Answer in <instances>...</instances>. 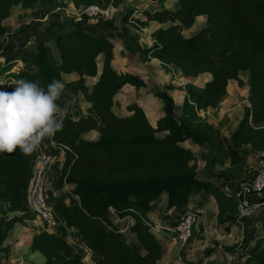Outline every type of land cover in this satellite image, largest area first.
<instances>
[{"label":"trees","instance_id":"obj_1","mask_svg":"<svg viewBox=\"0 0 264 264\" xmlns=\"http://www.w3.org/2000/svg\"><path fill=\"white\" fill-rule=\"evenodd\" d=\"M37 1L0 0V38L5 32L2 21L12 7L28 8ZM70 1L85 6L100 0ZM156 4L153 10L141 8L140 12L171 23L155 32L156 42L143 55L163 59L186 76L211 73L203 85L185 84L192 111L180 118L174 115V99L166 89L154 93L162 102L155 125L135 103L127 105L130 113L114 112L116 94L125 85L139 86L142 78L114 68V42L102 30L61 29L35 47L14 52L2 67L5 91H12L13 83L20 79L45 89L53 80H60L66 93L76 98L63 128L52 137L66 146L59 175L51 178L59 193L46 194L57 215L56 231L42 230L30 238V249L42 256L40 264H83L82 251L66 237L69 229L75 232L80 248L90 251L93 264H157L163 245L146 217L152 202L165 196L167 209L184 210L193 194L206 192L214 196L220 211L236 214L235 199L222 190L221 183L196 174V156L183 143L207 145L217 163L227 161L233 168L249 156L239 142L264 152V0H176L172 7ZM199 15H204V25L190 37H182L180 31ZM25 56L28 59L21 68L11 72L8 63ZM240 71L249 73V105L230 137L218 132L213 137L209 125L193 124V109L214 106L225 94L228 81L236 79ZM97 74L89 87L85 77ZM71 75L74 77L67 78ZM79 97L88 103L82 113ZM93 129L99 133L97 138L81 136ZM37 154V150L27 156L19 150L0 153V226L4 230L20 219H6V214L28 210L26 188ZM111 210L119 218H132L128 230L133 242L112 222ZM242 247V264H264V240L249 236ZM228 264L240 263L233 260Z\"/></svg>","mask_w":264,"mask_h":264},{"label":"rangeland","instance_id":"obj_2","mask_svg":"<svg viewBox=\"0 0 264 264\" xmlns=\"http://www.w3.org/2000/svg\"><path fill=\"white\" fill-rule=\"evenodd\" d=\"M175 2L176 0H100L96 3L109 6L111 9V15L107 19L86 17L82 13L83 4L75 6L70 0H38L28 8L13 6L11 14L2 21L5 32L0 38V83L4 84L2 67L6 64L8 56L14 52L35 47L38 41L52 38L59 30L65 28L82 27L95 32L102 30L114 42L112 61L114 68L121 74H135L142 78L139 86L125 85L116 94L114 112L118 115L130 113L127 105L135 103L142 108L149 122L155 125L162 114V102L155 97L154 93L157 90L166 89L174 99V115L180 118L192 111L190 105L193 101L190 100L185 84L203 85L206 80L210 79L211 73L202 71L186 76L179 73L178 67L163 59L144 56L143 50L157 40L155 32L159 28L170 25L171 22L140 12L141 8L153 10L157 7L156 3L172 7ZM204 23V15L196 16L190 27L180 31L181 36L190 37ZM27 59L28 56H25L9 62L10 71L14 72L21 68ZM96 62L100 72L102 55L97 58ZM98 74L85 77V82L89 87L97 80ZM72 77L74 76L67 78ZM248 81V71L238 72L236 79L228 81L225 94L214 106L202 110L193 109L195 112L191 118L193 124H200V127L209 125V132L212 129L213 137L216 136V132L230 137L244 114V107L249 105ZM0 90H3V85H0ZM87 105L88 103L79 97V112H84ZM155 134L160 136L164 132ZM98 135L95 129L81 133V136L87 139H95ZM183 144L193 149L196 156V174L221 183L222 190L226 194H230L240 181L252 178L260 161L264 160L263 151L257 150L250 144L239 142L240 146L249 151V156L245 163L233 168L228 166L227 161L217 163L207 145H193L191 141ZM64 160L65 154L60 159V169ZM53 185L51 178H47L45 183L47 195L59 193ZM161 199L162 197L156 200L158 207L161 205ZM187 209L199 212L200 218L193 229L192 238L183 248H179L173 242L170 230L165 229L158 232L157 227L152 228L163 245V252L170 254V264L177 260L182 261L183 264H228L233 260H238L242 264L241 254L244 251L242 244L245 238L254 236L258 240H264V207L253 216L236 222V214L232 216L228 212L220 211L214 196L200 192L191 196L189 205L184 210ZM110 214L127 240L133 242L134 236L128 230L129 218L117 219L112 210ZM166 215L164 213L157 216L165 217ZM5 216L6 219L19 216L20 219L7 230L0 226V264H40L42 256L38 251L30 249V238L34 233L42 230L54 231L56 227L42 223L40 218L29 210L25 213L12 211ZM66 237L74 248L82 251L83 264H93L91 254L87 255L84 248L77 246V238L68 231Z\"/></svg>","mask_w":264,"mask_h":264},{"label":"clouds","instance_id":"obj_3","mask_svg":"<svg viewBox=\"0 0 264 264\" xmlns=\"http://www.w3.org/2000/svg\"><path fill=\"white\" fill-rule=\"evenodd\" d=\"M13 85L10 92L0 90V153L19 150L27 156L63 128L76 98L66 93L60 80H53L46 89L24 79ZM65 96L68 98L60 103Z\"/></svg>","mask_w":264,"mask_h":264},{"label":"built area","instance_id":"obj_4","mask_svg":"<svg viewBox=\"0 0 264 264\" xmlns=\"http://www.w3.org/2000/svg\"><path fill=\"white\" fill-rule=\"evenodd\" d=\"M82 13L88 18L107 19L111 15V9L109 6L91 3L83 6ZM50 150L57 153L52 154L41 151L35 158L26 188V204L28 210L36 214L42 223L55 226L57 215L53 206L46 200L45 183L51 165L64 156L66 146L51 138ZM230 195L236 202V222H241L243 219L253 216L264 207V160L260 161V165L252 178L237 183L231 190ZM199 218L200 213L194 210H183L179 214L170 229L172 240L179 248H183L192 238L193 229ZM173 264L183 263L177 260Z\"/></svg>","mask_w":264,"mask_h":264},{"label":"crops","instance_id":"obj_5","mask_svg":"<svg viewBox=\"0 0 264 264\" xmlns=\"http://www.w3.org/2000/svg\"><path fill=\"white\" fill-rule=\"evenodd\" d=\"M113 55H114V52H113ZM50 140H51V138L45 139L40 144V146L37 148V152L40 153L41 151L50 150ZM60 159L51 165V167L48 171V174H47V178H52L53 176H57L59 174V170L61 167ZM160 202H161V205L159 207L157 206L158 201L152 202L151 203V211L149 213H147V215H146L147 220L151 224V228L157 227L158 232H161V230H165V229L170 230L173 227L175 220L177 219L179 214L183 211V210L176 209V208L167 209L166 208V200L164 197H162ZM164 213L167 214L165 217L164 216H157V215L164 214ZM128 218H129V224H130V222L132 221V218H130V217H128ZM111 219H112V222L115 224V226L118 227L115 219L114 218H111ZM117 219H120V218L117 217ZM54 231H56V229H54ZM67 231L72 236L76 237V234L73 230L69 229ZM77 246L81 247L82 245L77 244ZM84 249L87 252V255H89L90 254L89 250L87 248H84ZM170 260H171L170 254L163 252V255L158 260L157 264H170Z\"/></svg>","mask_w":264,"mask_h":264}]
</instances>
